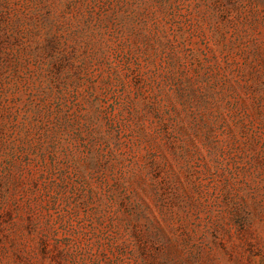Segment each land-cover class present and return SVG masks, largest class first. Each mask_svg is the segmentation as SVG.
<instances>
[{
	"label": "rangeland",
	"instance_id": "obj_1",
	"mask_svg": "<svg viewBox=\"0 0 264 264\" xmlns=\"http://www.w3.org/2000/svg\"><path fill=\"white\" fill-rule=\"evenodd\" d=\"M0 264H264V0H0Z\"/></svg>",
	"mask_w": 264,
	"mask_h": 264
}]
</instances>
